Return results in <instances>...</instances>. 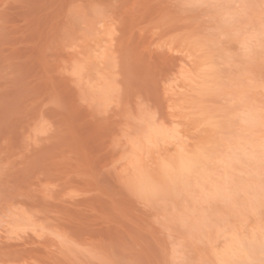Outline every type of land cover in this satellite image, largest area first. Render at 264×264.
Instances as JSON below:
<instances>
[{"label":"rangeland","instance_id":"rangeland-1","mask_svg":"<svg viewBox=\"0 0 264 264\" xmlns=\"http://www.w3.org/2000/svg\"><path fill=\"white\" fill-rule=\"evenodd\" d=\"M234 1L0 0V264H264L222 254L264 232V0Z\"/></svg>","mask_w":264,"mask_h":264},{"label":"bare ground","instance_id":"bare-ground-1","mask_svg":"<svg viewBox=\"0 0 264 264\" xmlns=\"http://www.w3.org/2000/svg\"><path fill=\"white\" fill-rule=\"evenodd\" d=\"M209 1H211V0H209ZM237 1V0H236ZM212 2H214V1H212ZM233 2H235L234 0H233ZM232 2V3H233ZM227 4H228V2H227ZM226 4V5H227ZM227 6H229V4L227 5ZM236 7V6H235ZM235 7H234V9H235ZM228 8H230V7H228ZM237 8V7H236ZM231 9V8H230ZM238 9V8H237ZM245 8L243 7V10H244ZM226 10V9H225ZM226 12H227V10H226ZM230 12H236L235 10L234 11H230ZM230 12L228 11V13L230 14ZM237 13V12H236ZM236 13H234V15L236 14ZM237 15V14H236ZM231 16V15H230ZM234 17V16H233ZM236 17V16H235ZM221 19V18H220ZM224 20V19H223ZM233 20V19H232ZM236 20H237V18H236ZM225 22H226V20H225ZM230 22V21H229ZM229 22H227V23H229ZM237 22V21H236ZM235 22V23H236ZM226 24V23H225ZM231 24V23H230ZM224 25V24H223ZM231 25H233V24H231ZM226 26V25H225ZM227 27V26H226ZM250 44V43H249ZM252 44V43H251ZM242 45H243V42H242ZM245 45V44H244ZM201 46V45H200ZM201 47H203V46H201ZM245 48H246V45L244 46ZM247 49V48H246ZM245 49V50H246ZM224 50H226L227 51V49H224ZM250 49H248V51H249ZM247 51V50H246ZM242 52V51H241ZM243 53V52H242ZM248 52H245V54H247ZM250 53V52H249ZM225 54H227L226 52H225ZM209 54H207L206 56L208 57V59H212V58H209V56H208ZM201 57H202V55H200ZM221 56H223V55H221ZM228 56H229V58H230V55L228 54ZM200 57V58H201ZM207 57H206V59H207ZM204 60H205V57H202ZM222 58V57H221ZM220 58V59H221ZM207 59V60H208ZM225 59V58H224ZM209 61V60H208ZM222 61V60H221ZM211 62H212V60H211ZM216 62V61H215ZM227 62V61H226ZM197 64L199 63V62H196ZM203 63H205L204 61H203ZM228 64H229V62H227ZM194 64H195V62H194ZM207 64V63H206ZM211 64V63H210ZM219 65V64H218ZM203 66H206L205 64H198V66H197V68H200V74L199 75H194V77L192 76V77H190V80L195 84V86L198 88V90L197 91H207L208 89H209V84L211 83V81L213 80V78L214 77H208L209 76V74L212 72V71H214V70H212L210 73H207L206 72V70H202L201 68H203ZM207 67V66H206ZM215 67V66H214ZM205 68V67H204ZM211 68H213V66L211 67ZM218 68V67H217ZM240 68V67H239ZM195 69H196V67H195ZM206 69H208V68H206ZM209 69H210V67H209ZM215 69V68H214ZM201 70L203 71L202 72V75H201ZM216 70V69H215ZM194 71V70H193ZM197 71H198V69H197ZM190 72V71H189ZM195 72V71H194ZM194 72H191V73H194ZM207 74H206V73ZM218 72H220L219 71V68H218ZM213 73V72H212ZM216 73V72H215ZM195 74H197L196 72H195ZM221 74V73H220ZM193 75V74H192ZM202 77H201V76ZM218 75V74H217ZM241 75H243V74H241ZM212 76H215V75H212ZM240 77V76H239ZM242 77V76H241ZM186 78V77H185ZM197 78H199V79H201L202 81L200 82H198V80L196 81L195 79H197ZM210 79H211V81H210ZM238 79H240V78H238ZM219 80V79H218ZM236 80V79H235ZM215 81H217V79L215 80ZM217 82H219V81H217ZM212 83H214V81H212ZM221 83V82H220ZM212 85V84H211ZM210 85V86H211ZM213 86V85H212ZM214 86H216L215 84H214ZM212 88V87H211ZM190 89V88H189ZM191 90V89H190ZM192 91V90H191ZM212 91V90H211ZM208 92H210V89H209V91ZM198 93H200V92H198ZM204 94V93H203ZM244 116V115H243ZM212 117H214V116H212ZM240 117V116H239ZM255 117H256V115H255ZM242 118V117H241ZM253 118H252V116L251 115H249V113H248V115H246V116H244L243 117V119H242V121H246V122H249L250 120H252ZM254 120V119H253ZM246 122H244V123H246ZM252 122V121H251ZM250 122V123H251ZM174 132V131H173ZM163 133V132H162ZM161 133V131H155V134H158V135H160V134H162ZM176 133V132H175ZM259 145V144H258ZM254 146V145H253ZM252 146V147H253ZM257 145H255V147H256ZM262 146V147H261ZM261 146H258V148L261 150V156H263V158H264V145H261ZM257 148V149H258ZM186 150V149H185ZM252 151V150H251ZM179 151H177V153H178ZM185 153V152H184ZM202 153L203 152H198V153H193V154H189V155H184L183 153V155L181 154V155H178V157L176 158V161H175V163L173 164V165H171V163H166V165H162V166H165V171L167 170V168H168V170H167V176H169L170 174L172 175V172L173 173H175V170H177V171H179V173L181 172V174L182 173H187L186 175L185 174H182V175H185V176H188L189 175V173L190 172H193V171H196V173L197 172H200V171H197L196 169H199V168H201V166L203 165L202 164V160H201V155H202ZM220 158V157H219ZM224 157H222L221 159H223ZM236 158V157H235ZM219 159H217V161H218ZM221 161V160H220ZM227 162V161H226ZM223 163H224V161H223ZM226 164L227 163H225V166H226ZM202 167H204V166H202ZM205 168V167H204ZM164 169V168H163ZM207 171V170H206ZM206 171H204V172H206ZM203 172V173H204ZM177 173V172H176ZM200 174L199 176L201 177V182H203L204 180H206V183L208 184L207 186H208V189H206L205 191H209V192H211V194L212 195H214V197H216V196H224V195H226V194H230L231 193V182H228L227 180H226V178H223V176L221 175V176H219L217 179H216V181L215 180H212L211 178H209L208 176H209V172L207 173L208 174V176H207V174L205 173V174ZM198 174V173H197ZM228 174V173H227ZM212 175V174H211ZM227 177H228V175H226ZM199 177V178H200ZM220 177H222V178H220ZM229 179H230V177H229ZM140 180V179H139ZM203 180V181H202ZM137 181H138V179H137ZM214 183V184H213ZM203 188H205L204 186H202ZM207 188V187H206ZM200 190H201V188H200ZM204 191V190H203ZM202 192V191H201ZM200 192V193H201ZM202 193H204V192H202ZM205 195H206V197L207 196H209L210 194L208 193H205ZM193 209V208H192ZM192 209H190V210H192ZM189 210V211H190ZM192 211H194V213L196 212L197 213V211H196V208L194 209V210H192ZM192 211H190V212H192ZM194 213H192V214H194ZM195 215H197V214H195ZM194 215V216H195ZM261 234V233H260ZM228 244L226 245L225 244V250H224V252L222 253L223 255H224V257H227V258H230V256H231V254L233 253V252H237V253H241V252H243L246 248L247 249H249V248H252L254 245L255 246H257V247H260V248H264V232L259 236V239L258 240H255L254 239V241L252 242V243H250L248 246H244L243 245V243L241 242V241H239V240H237V239H230L229 240V242H227Z\"/></svg>","mask_w":264,"mask_h":264}]
</instances>
